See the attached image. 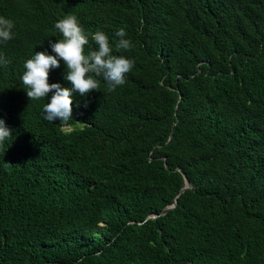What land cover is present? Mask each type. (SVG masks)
Listing matches in <instances>:
<instances>
[{"label":"trees","instance_id":"obj_1","mask_svg":"<svg viewBox=\"0 0 264 264\" xmlns=\"http://www.w3.org/2000/svg\"><path fill=\"white\" fill-rule=\"evenodd\" d=\"M68 14L85 55L99 30L135 65L115 91L95 77L75 93L64 124L21 77L55 55ZM0 16L15 24L0 43V264H264V0H0ZM66 72L49 83L71 87Z\"/></svg>","mask_w":264,"mask_h":264},{"label":"clouds","instance_id":"obj_2","mask_svg":"<svg viewBox=\"0 0 264 264\" xmlns=\"http://www.w3.org/2000/svg\"><path fill=\"white\" fill-rule=\"evenodd\" d=\"M14 22L11 19L0 16V43L11 40L14 36ZM55 28L62 34L63 39L55 43L50 42L52 52H35L31 59L24 63V73L21 77L26 87L30 100H39L48 97V103L43 105L44 119L49 122L59 120L67 124L73 118V97L75 93L86 96L90 91L99 90V80L102 77L107 82L108 91H115L126 83V75L132 70L135 61L122 55H114L109 43V37L97 30L92 39L98 46L84 54V46L88 44V38L81 27L78 18L68 14L59 19ZM118 42L117 50H130L132 47L129 39H126V31L120 28L116 33ZM67 67L65 79L71 83V87H63L59 83H49L50 69L59 68L60 61ZM9 63L0 53V66ZM49 93L52 95L49 98ZM11 137V130L0 119V145Z\"/></svg>","mask_w":264,"mask_h":264},{"label":"water","instance_id":"obj_3","mask_svg":"<svg viewBox=\"0 0 264 264\" xmlns=\"http://www.w3.org/2000/svg\"><path fill=\"white\" fill-rule=\"evenodd\" d=\"M177 171H179V170H177ZM182 176H183V178H184L185 186L181 189V192H183V191L186 190V189L191 188V184H190V182L185 178L184 174H182ZM175 205H176V200H174V202H173L172 205L166 207V208L160 213V215H164L167 211H169V210H171L172 208H174ZM155 217H156V216L154 215V216H151L150 218H155Z\"/></svg>","mask_w":264,"mask_h":264}]
</instances>
